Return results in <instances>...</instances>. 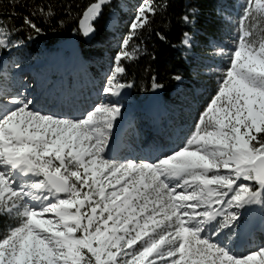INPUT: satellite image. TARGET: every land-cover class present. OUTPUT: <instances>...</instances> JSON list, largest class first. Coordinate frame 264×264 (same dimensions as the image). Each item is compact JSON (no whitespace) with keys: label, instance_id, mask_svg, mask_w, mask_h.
Masks as SVG:
<instances>
[{"label":"snow or ice","instance_id":"obj_1","mask_svg":"<svg viewBox=\"0 0 264 264\" xmlns=\"http://www.w3.org/2000/svg\"><path fill=\"white\" fill-rule=\"evenodd\" d=\"M17 6L8 0L9 22ZM208 6L215 20L209 13L206 23H223L217 31L230 43L198 40L200 9L181 15L192 75H214L215 87L195 106L197 81L170 76L195 109L174 144L163 141L180 129L183 110L167 109V122L140 112L125 100L135 82L123 80V61L141 51L133 41L166 4H128L99 83L77 42L98 36L105 9L122 19L119 0H91L74 18L72 43L35 55L28 44L45 29L33 18L54 17L51 4H35L19 27L0 26V264H264V0ZM159 79L151 76L153 96L165 88ZM145 121L159 141L147 153L137 143Z\"/></svg>","mask_w":264,"mask_h":264},{"label":"trees","instance_id":"obj_2","mask_svg":"<svg viewBox=\"0 0 264 264\" xmlns=\"http://www.w3.org/2000/svg\"><path fill=\"white\" fill-rule=\"evenodd\" d=\"M18 6L15 11L17 18L9 22L3 13L8 5V0H0V26L7 25L12 28L13 26L19 27L22 24V17L31 12L32 8L37 3L51 4L55 16L45 20L43 17H34L35 22L45 29V35L38 38L35 43L29 42L28 50L35 55L40 49L47 47H56L59 43L70 39L72 34V27L76 26L75 17L82 13V10L91 2V0H17ZM159 3L167 5V8L161 10L153 20L151 29L145 31L138 40L133 41V45L139 44L141 51L131 60L123 61L126 68V75L123 76V80H132L135 82L136 87L130 89L136 96H147L151 93L150 84L151 76L156 74L159 76V82L165 85L162 92L159 93L160 98L165 103H170L175 96L179 94L176 89V84L170 79L172 74L177 72L186 75L185 84H189L191 80V67L185 60L183 52L180 46V40L182 39V33L189 30L185 28L180 20L181 15L189 7H196L200 9L202 15L200 17L203 28L201 29V35L198 40L203 43L204 38L208 35L216 36L217 28L220 25L209 27L206 21L208 20V14L213 13L212 19L215 20V12L208 5L215 3V0H157ZM71 10L72 16L66 15L68 10ZM8 12H11V8H7ZM109 9H105V19L100 25H97L98 29L102 31L98 32V36L92 41L84 43L77 42L78 47L82 51L88 53L91 57L89 63L85 67V72L90 74V78L100 77L102 57L105 55L113 56V52L108 49L112 44H109L112 38L111 34L105 29V23L107 19ZM65 20L63 28L59 26V21ZM55 26L56 32H52L51 28ZM125 24H120L121 35L125 31ZM201 25H197L200 27ZM207 28L208 31H204ZM162 31L166 34V41H161L156 37L155 32ZM21 37H26L27 32H22ZM131 48V47H130ZM129 48V49H130ZM100 71V72H99ZM149 88L148 92L141 91L142 88ZM135 96H133L134 98ZM137 105L141 106L142 101L138 100ZM5 222L0 219V230H3Z\"/></svg>","mask_w":264,"mask_h":264},{"label":"rangeland","instance_id":"obj_3","mask_svg":"<svg viewBox=\"0 0 264 264\" xmlns=\"http://www.w3.org/2000/svg\"><path fill=\"white\" fill-rule=\"evenodd\" d=\"M135 2V0H119L120 3V9L118 11V15L122 17V19H119L117 21L116 17H110L107 14V19L105 23V29L111 34L112 38L109 41V44H112L108 47L111 52H113V55L116 48L117 39L121 37L120 33V24H126L128 19V13H130L131 9L128 7V4ZM229 3H235V0H227ZM110 11V10H109ZM108 11V13H109ZM222 19V17H221ZM225 25L222 23L220 25V28H224ZM218 40H223L225 43H230L227 36L222 35L220 31H217L216 36H214ZM72 37L64 42L61 43H72ZM61 43H59L56 47H58ZM78 45V44H77ZM131 51V48L129 49ZM197 51H202V49H197ZM102 66L103 69H101L100 77L93 78L97 83H99L103 76L104 72L107 69L109 63L111 62L112 56H107L104 54L102 57ZM90 76V74H88ZM196 80L197 85L194 89L195 96L192 98V103L195 106H198L199 104L203 103L205 99L209 96L211 93V90L215 87V76L214 75H200L198 77H195L191 74V80ZM191 80L189 81V85L191 84ZM177 91H179V94L174 95L175 98L170 103H165L158 95L153 96L151 93L147 96H136L134 93H132L130 90L126 92L125 100L132 103L133 107L140 111V112H148L152 115H154L158 120L167 122V120L170 118L171 113L167 111V109L176 108L178 110H183V121L180 124V129L178 131H173L171 133L172 137H165L164 143L166 144H174L178 143L179 140L177 139L178 136L183 135V131L189 128L192 124V119L194 115L195 109H193V112H189L188 104L185 102V95L188 94V89L184 87V85H181L179 87H176ZM133 96H135L133 98ZM141 100L142 105L138 106L137 101ZM151 122L145 121L143 123L142 133L140 140L137 141L143 149L145 153L151 151L154 143H159V141L156 139V133L155 131H151ZM169 138V139H166ZM127 139V137H126ZM138 151L140 149H137ZM257 240H259V237H257ZM242 250V249H241Z\"/></svg>","mask_w":264,"mask_h":264}]
</instances>
